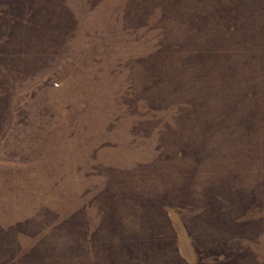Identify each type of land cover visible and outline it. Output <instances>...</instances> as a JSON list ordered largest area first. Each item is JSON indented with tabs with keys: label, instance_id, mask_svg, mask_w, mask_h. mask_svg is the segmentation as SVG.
Listing matches in <instances>:
<instances>
[{
	"label": "rangeland",
	"instance_id": "374dc122",
	"mask_svg": "<svg viewBox=\"0 0 264 264\" xmlns=\"http://www.w3.org/2000/svg\"><path fill=\"white\" fill-rule=\"evenodd\" d=\"M0 264H264V0H0Z\"/></svg>",
	"mask_w": 264,
	"mask_h": 264
}]
</instances>
